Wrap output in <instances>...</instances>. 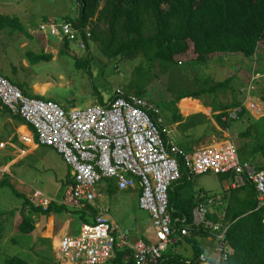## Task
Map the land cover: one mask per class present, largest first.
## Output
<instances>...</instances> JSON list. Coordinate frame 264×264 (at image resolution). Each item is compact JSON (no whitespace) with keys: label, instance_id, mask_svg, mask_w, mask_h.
Masks as SVG:
<instances>
[{"label":"rangeland","instance_id":"obj_1","mask_svg":"<svg viewBox=\"0 0 264 264\" xmlns=\"http://www.w3.org/2000/svg\"><path fill=\"white\" fill-rule=\"evenodd\" d=\"M0 12L16 16L24 27L23 30L6 28L0 32V75L28 96L52 100L64 110H69L84 109L91 104H100L101 100L105 102L117 88L135 96L137 91H143L142 98L159 110V116L170 131V138L181 150L192 141L196 144L195 149L216 146L226 140L238 147V134L245 132L251 119L261 117L257 111L247 110L249 114L245 113L237 120L229 119L228 129L223 132L209 120L216 121V115L222 110L227 112L233 109L231 104L235 100L242 103L250 78L255 74H258L255 75L258 79L250 83L252 90L244 105L247 107L249 101L261 104L256 94L264 90L263 42L258 43L256 52L250 56L243 53H216L203 63L197 60L190 49L185 55L176 58V67L169 68L160 62H148L142 56L133 60L106 56L92 40L88 48H85L84 43L82 49L75 43L64 47V41L59 43L57 37L48 31L45 34L39 31L42 24L62 22L64 14H78L75 0H0ZM75 41L79 42L78 36ZM229 78L231 81L225 89L215 93L205 92L211 85ZM190 93H197L199 99L183 98L176 104L180 95ZM202 106L209 107L211 112H220L210 113L206 110L208 108ZM176 109L183 116L180 125H175ZM4 116L0 114V117ZM19 128L14 131L9 124L0 127V142H13L16 147L23 149L25 146L17 140ZM20 129L22 133H27L25 127ZM22 138L31 141L29 134ZM241 139L250 142L248 137ZM9 144L0 148V167L7 166L19 154L16 151L12 155L13 148ZM36 145L33 152L24 154L6 172L3 169L4 173L0 176V180L10 184L0 186V264L13 256L21 257L29 264H59L51 245V231L58 230V221L61 220L60 225H63L68 220L64 224L68 225L64 233L77 235L80 232L81 222L77 214L67 209L50 216L35 215V230L31 235L19 232L18 227L28 214V208L24 207L23 200L14 191L26 197L38 191L47 198L61 201L71 175V169L53 148ZM28 147L29 144L25 148ZM218 181L219 176L212 173L193 176L185 190L190 193L199 190L217 192L218 189L213 190L211 187ZM96 189V205L109 209L110 222L118 227L117 236L120 232L127 234L131 241L155 240L151 215L139 207L138 185L134 189L119 190L114 185L106 188L105 183L101 182ZM186 243L180 240L169 245L163 254L174 256L183 246L190 249L191 253V246Z\"/></svg>","mask_w":264,"mask_h":264},{"label":"built area","instance_id":"obj_2","mask_svg":"<svg viewBox=\"0 0 264 264\" xmlns=\"http://www.w3.org/2000/svg\"><path fill=\"white\" fill-rule=\"evenodd\" d=\"M89 28L84 33L90 37ZM39 31L49 32L61 43L65 39L79 49L83 44L75 39L80 29L69 22L40 25ZM256 77L253 75L251 81ZM252 86L247 88L246 99ZM247 110L257 108L250 102ZM242 107L226 112L222 120L238 119ZM19 116L33 129L36 144L53 148L71 169V180L63 199L55 202L40 192L29 195L35 207L46 209L56 203L72 211H86L91 223H82L78 235L62 237L55 252L61 264H108L119 249H128L124 262L132 258L135 264H160L169 245L189 237L191 227L203 230L212 246L195 259L184 264H227L229 247L225 241L227 227L207 219L215 199L199 191L198 206L193 210V226L177 227L169 213L168 191L181 178L178 158L183 157L188 179L212 173L234 175L232 188L248 181L255 188L257 208L264 206V169L257 170L251 162H243L236 146L225 141L202 148L192 154L183 153L164 128L159 110L146 100L117 88L112 99L104 104H91L84 109L64 110L52 100L23 94L17 85L0 75V111ZM163 131L166 137H163ZM34 138V140H35ZM21 140H25L21 137ZM4 170L0 168V176ZM112 180L119 190L134 189L138 185L139 207L151 215L154 243L140 239L131 241L111 224L109 209L98 208L94 216L89 207H97L96 186ZM185 222V219L182 223Z\"/></svg>","mask_w":264,"mask_h":264},{"label":"trees","instance_id":"obj_3","mask_svg":"<svg viewBox=\"0 0 264 264\" xmlns=\"http://www.w3.org/2000/svg\"><path fill=\"white\" fill-rule=\"evenodd\" d=\"M75 1L78 7L77 17L65 16L62 21L80 29L78 41L84 43L85 48L89 47L88 43L92 40L99 45L100 51L109 57L133 60L142 56L148 62H160L164 66L173 68L178 65L176 58L185 55L190 49L197 60L203 63L216 53H243L250 56L256 52L259 42L264 43V0ZM86 27H90V37L84 33ZM6 28L24 29L16 16L0 12V32ZM62 45L70 47L71 43L65 39ZM230 81L229 78L215 83L205 92L215 93L225 89ZM251 82L253 81L250 78ZM256 95L264 104V90H259ZM136 96L142 98L143 91H137ZM183 98L199 99V95L197 93L180 95L176 104ZM245 99L242 103L235 100L231 108L242 107ZM245 113L248 114V111L242 107L239 117ZM225 115L224 110L216 115V123L222 131H227L230 123L228 120H222ZM11 116L18 125H26L30 131H33L22 118ZM182 118L176 109L175 123L181 122ZM248 118H251L250 115ZM209 124L212 127L210 122ZM163 137H166L164 131ZM245 137H248L249 143L241 139ZM237 140L240 141L237 151L241 161L252 162L257 170L264 169V116L251 119L245 132L238 134ZM183 150L181 151L185 154L192 152L190 148ZM178 163L181 178L169 188V213L173 220L179 219L177 227L183 224L190 229L193 226V210L199 202L194 200L193 193L184 195L190 179L184 168L183 157L178 158ZM222 176H229L234 180L233 174ZM106 182L108 186L114 185L112 180ZM70 183L72 180L68 181V184ZM5 185L10 184L1 179L0 186ZM14 193L23 200L24 207L28 208V214L23 217L18 227L22 234L31 235L35 230V215L50 216L66 211L64 207L55 203L50 204L46 209L35 207L26 195L16 191ZM223 200L225 203L216 206L222 214L209 213L207 219L227 227L225 241L230 249L227 264H264V206L257 208L254 186L246 181L241 187L228 190ZM88 211L94 216L98 213V208L89 207ZM73 212L77 214L81 224L91 223L86 211ZM184 219L185 222L182 223ZM206 238L207 234L202 229L196 230L194 227H191L189 237L181 238L192 247V259L197 258L211 245ZM128 253H130L128 249L117 250L116 257L111 262L123 264V257ZM176 262L175 255L169 256L168 259L163 255L160 264ZM4 264H29V262L13 256L6 259ZM130 264L135 263L131 260Z\"/></svg>","mask_w":264,"mask_h":264},{"label":"crops","instance_id":"obj_4","mask_svg":"<svg viewBox=\"0 0 264 264\" xmlns=\"http://www.w3.org/2000/svg\"><path fill=\"white\" fill-rule=\"evenodd\" d=\"M2 13V12H1ZM23 16H24V14H23ZM65 16H69L68 14H64L63 15V17H62V20H63V18L65 17ZM30 17V15H28V18ZM72 18H75V17H77V14L76 15H74V16H71ZM255 75H258V74H255ZM257 78V77H256ZM255 78V80L257 81V79ZM250 85V84H249ZM248 85V86H249ZM40 92V91H39ZM33 94L35 95L36 93H35V91H33ZM42 94V93H41ZM192 99V98H191ZM247 99H249V98H247ZM107 101H109V99L107 100ZM107 101H103L102 100V102L100 101V104H104V103H106ZM261 102V101H260ZM253 103V102H252ZM257 105V108L256 109H253V110H255V111H257V113H260L261 114V117H263L264 116V104L261 102V104H256ZM203 107V106H202ZM203 108H208L209 109V112L210 113H218V112H220V111H213V112H211V109L209 108V107H203ZM244 108V107H243ZM245 109V108H244ZM247 110V109H246ZM0 114H4L5 116H4V118H2V117H0V127H5V125L6 124H9L13 129H14V131H16V128L17 127H20V128H22V126H23V129H24V127H25V130H26V134H24V133H22V129H18V131H19V133L20 134H18L17 132V136H18V138H17V140L19 141V142H21L22 143V145H24L25 147L27 146V144H29V147L28 148H23V149H19L18 147H16V145L12 142L11 144H9L8 142H0V148H5L6 147V145L7 144H9V146L11 147V148H13V151H12V155H15V153H16V151H19V154H17L16 155V157L15 158H13L9 163H7V166L5 165V167L3 166V167H0V168H2V169H4L5 170V172H6V170H8V167L11 165V164H14V163H16L18 160H20V159H22L24 156V154H26V153H28V154H30L31 152H33L34 151V149H35V147L37 146L36 145V143H35V140H34V136H33V133L28 129V127L26 126V125H18L17 123H16V121L12 118V116L10 115V114H8V112H6V111H0ZM248 114H249V112H248ZM181 116H182V114H181ZM183 117V116H182ZM261 117H259V118H261ZM213 118V117H212ZM238 119H239V117H238ZM209 120H211V122L213 123V124H217V123H215L214 121H213V119H210L209 118ZM234 120H237V119H234ZM181 123H183V121H181V122H178V123H175V125H180ZM17 124V125H16ZM218 125V124H217ZM216 125V126H217ZM164 126H165V129H166V131L167 132H169L168 134L170 135V131L168 130V128H167V126L164 124ZM220 131L221 132H223L222 130H221V128H220ZM27 134H29L30 135V137H31V141L30 142H28V141H26L25 140V142L26 143H24V141H21V139H20V137H23V136H25V135H27ZM171 136V135H170ZM229 137V136H228ZM11 138V137H10ZM9 138V139H10ZM226 141H228V140H226ZM32 142V143H31ZM223 142H225V141H223ZM230 142H232V141H230ZM195 142L194 141H192V142H190V144H188V143H186V148H184V150L185 149H191L192 150V152L195 150V145L196 144H194ZM196 143H197V141H196ZM233 143V142H232ZM234 144V143H233ZM235 145V144H234ZM237 148V147H236ZM180 149V148H179ZM183 150V149H182ZM183 150V151H184ZM190 152H188L187 154H189ZM252 163V162H251ZM253 164V163H252ZM254 165V164H253ZM255 166V165H254ZM188 176V175H187ZM217 176H219V181H218V184H215L214 186H212L211 187V189H213V190H217L218 189V191L217 192H213V191H202V190H199V191H201V192H203L204 194H206L208 197H210V198H213V199H215V201H216V204L214 205V206H212V207H210L209 208V213L211 214V213H216L217 215H219V214H222V213H220L219 212V210L216 208V206H219V205H221V204H223V203H225V201L223 200V198L225 197V195H226V192L228 193V190H231V189H234V188H232L231 186H232V179H231V177H229V176H227V177H224V176H222V175H217ZM193 178V177H192ZM69 180H71V176H70V179ZM68 180V181H69ZM179 181V180H178ZM191 181V180H190ZM104 183H105V186H106V188H109V186L107 185V182L106 181H103ZM68 183V182H67ZM66 183V186L65 187H67V184ZM115 185V184H114ZM115 187H116V185H115ZM65 191H66V188H65ZM198 191V192H199ZM198 192H196V193H193V195L195 196L194 197V200L196 201V195L198 194ZM65 193V192H64ZM190 192H187L186 190L184 191V195H188ZM139 194H140V191H139V193H138V197H139ZM59 202V201H58ZM97 206V205H96ZM98 208V207H97ZM196 208V207H195ZM52 218V220H53V216L51 217ZM60 219V218H59ZM61 221V220H60ZM60 221H58V225H57V228H58V230L56 231V232H54L52 229V233H51V245H52V243L56 240V238L57 237H60V236H63V235H65V233H64V231L67 229V226L68 225H64V224H67L68 223V220L67 221H65L64 223H63V225H60ZM36 222V221H35ZM53 222H54V220H53ZM54 226V225H53ZM53 228V227H52ZM80 231V230H79ZM37 233H38V231H37ZM56 233V234H55ZM67 234V233H66ZM78 234H79V232H78ZM77 234V235H78ZM45 239V238H44ZM136 240H138V239H136ZM141 240V239H140ZM134 241H135V239H134ZM143 241V240H142ZM206 241H208V242H210V239L209 238H206ZM155 242V240L153 241V240H151V241H148V242H146V243H154ZM211 243V242H210ZM186 244H188V243H186ZM211 246H212V243H211V245L208 247V248H206L205 250H210V248H211ZM191 250H192V247H191ZM204 250V251H205ZM164 255V257H166V259H168V257H169V255H165V254H163ZM175 256L177 257V262L176 263H174V264H184V262H182V261H184V260H187V259H192V256H193V250H192V252L190 253V249H187V248H185L184 246L183 247H181L180 248V252H178V254H175ZM108 264H113L112 262H109ZM115 264H117V263H115Z\"/></svg>","mask_w":264,"mask_h":264},{"label":"bare ground","instance_id":"obj_5","mask_svg":"<svg viewBox=\"0 0 264 264\" xmlns=\"http://www.w3.org/2000/svg\"><path fill=\"white\" fill-rule=\"evenodd\" d=\"M84 47V46H83ZM43 91H45L44 89H43ZM126 93V92H125ZM207 111L209 110V109H206ZM206 148V147H205ZM197 150H200V149H195L193 152H191V153H189V154H192V153H194L195 151H197ZM238 152V151H237ZM239 156V155H238ZM180 168V167H179ZM178 181V180H177ZM176 181V182H177ZM69 185V184H68ZM63 199V198H62ZM66 235H69V234H65V235H63V236H60V237H57L56 238V240L52 243V249H53V251H54V253H55V259H57V256H56V252H55V247L57 246V244H58V242H59V240L62 238V237H64V236H66ZM54 246V247H53ZM204 252V251H203ZM129 254V253H128ZM128 254H126V255H128ZM115 257H116V254H115ZM125 257V256H124ZM124 257H123V264H125V262H124ZM163 257V256H162ZM58 260V259H57ZM131 260H133L132 258L129 260V264H130V261ZM59 262V261H58ZM59 264H61L60 262H59Z\"/></svg>","mask_w":264,"mask_h":264},{"label":"clouds","instance_id":"obj_6","mask_svg":"<svg viewBox=\"0 0 264 264\" xmlns=\"http://www.w3.org/2000/svg\"><path fill=\"white\" fill-rule=\"evenodd\" d=\"M112 98V97H111ZM110 98V99H111ZM68 186V185H67ZM29 196H27V198H28ZM29 199V198H28ZM55 201V200H54ZM55 202H58V201H55ZM60 202V201H59ZM52 204V203H51ZM56 204V203H55ZM58 205V204H57ZM63 207V206H62ZM41 208V207H40ZM65 208V207H64ZM66 209V208H65ZM68 210V209H67ZM69 211H72V210H69Z\"/></svg>","mask_w":264,"mask_h":264}]
</instances>
